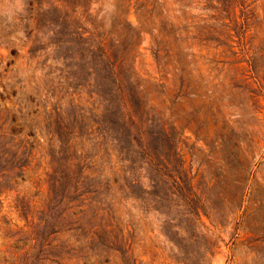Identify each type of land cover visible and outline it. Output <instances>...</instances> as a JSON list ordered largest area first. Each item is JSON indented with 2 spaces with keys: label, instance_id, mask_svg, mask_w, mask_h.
<instances>
[{
  "label": "rangeland",
  "instance_id": "1",
  "mask_svg": "<svg viewBox=\"0 0 264 264\" xmlns=\"http://www.w3.org/2000/svg\"><path fill=\"white\" fill-rule=\"evenodd\" d=\"M0 264H264V0H0Z\"/></svg>",
  "mask_w": 264,
  "mask_h": 264
},
{
  "label": "bare ground",
  "instance_id": "2",
  "mask_svg": "<svg viewBox=\"0 0 264 264\" xmlns=\"http://www.w3.org/2000/svg\"><path fill=\"white\" fill-rule=\"evenodd\" d=\"M85 1V0H84ZM87 9V8H86ZM82 14V13H81ZM60 175V174H59ZM133 202V201H132ZM146 256V255H145ZM263 263V262H262Z\"/></svg>",
  "mask_w": 264,
  "mask_h": 264
}]
</instances>
